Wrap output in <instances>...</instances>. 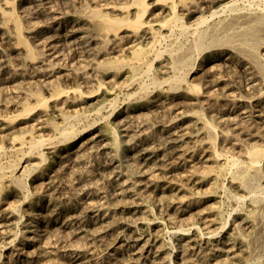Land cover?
<instances>
[{
	"label": "rangeland",
	"instance_id": "1",
	"mask_svg": "<svg viewBox=\"0 0 264 264\" xmlns=\"http://www.w3.org/2000/svg\"><path fill=\"white\" fill-rule=\"evenodd\" d=\"M124 1L126 0H0V7L5 10L4 12H8L10 6H15V13L25 29H23L24 38L28 39V46L30 45L29 47L36 53V57L31 58L24 46L25 49L18 46L13 25L6 23V15L0 11V156L2 157H0V166L16 161L20 165L14 178L19 180L23 178V171L32 170L28 176L24 177L25 186L23 187V184L17 181H10L8 178L0 179V264H152L150 261L154 260L153 257L168 259L159 260L160 263L155 260L153 264H181L180 244L185 238L191 237L193 232L196 233L198 227L201 226L202 229L207 227L205 223L213 219L215 214H220V217L215 216L218 223L222 222V217L227 218L229 223L218 236L206 235L197 240V251L206 249L209 239L215 241L226 237L234 227V221L245 213L254 198L260 199L262 201L260 204L264 207V188L260 193H248L239 188L238 183H232L231 176L218 175L215 166L221 167L224 160H220L217 164L209 162L206 165H212L213 168L208 173H202L205 167L202 165V160L212 158L207 142L203 145L207 148L204 149L205 152L198 154L193 161L191 157L202 149L193 143L188 153L176 155L175 160L172 158L171 167H169L172 169L169 172L173 174H168V180L157 168L154 167V170L144 168L155 174L153 179L151 177L153 181L147 173L145 176L142 173V176L139 175L136 178L143 181L140 188H144L142 190L144 192L141 194H147L149 197L143 202L132 194L130 189L134 187L133 180L125 174L126 158L132 155H129L125 149L116 153L108 146L113 135L117 136L121 142V140L129 141L132 134L133 136L138 134L143 137L141 139H144L147 135L159 132L157 136L159 139L165 136L170 128L183 123L185 118L198 122L200 119L198 114H203L205 119L215 122L214 120L220 117L222 119L220 121H223L219 126L222 129L218 127L220 134L223 129H231L230 131H236L241 139L242 134L244 135L240 129L241 126L245 124L243 128L248 129L256 127L252 129L248 140L243 137L244 140L241 141L243 149L236 146L233 148L235 150L238 148L237 152L230 148L228 153L236 156L240 161L247 162L245 149L252 148L256 143L264 146V81L256 76L255 67L248 58H239L234 55L233 61L235 60L234 62L238 64L236 68L228 62L222 63L225 53L233 50L225 47L221 50L219 57L215 60H207L189 79L193 81L195 78L193 82L197 84L202 81L198 79L201 71L209 70L206 80H203L198 91L192 96L187 95L186 90L168 92L167 85L164 84L165 86L152 88L144 94L145 99L136 101L140 96L137 94L139 81L131 80L132 77L128 75V66L123 64L122 67L113 68L108 63L111 60H113L111 62L120 63L124 61L123 58L129 59L130 48L142 41L140 38L142 31L137 34L124 27L118 34L113 33L108 39L101 41L100 38L101 40L97 42L96 39L99 36L94 25L97 19L92 18L97 12L113 18H122L123 14L120 13L119 8ZM253 4L255 6L260 3L255 0ZM85 15L91 17L87 20L83 17ZM5 24H8L7 32L1 29ZM46 40L49 41L46 42ZM261 46L260 53L264 59V32ZM15 48L17 50H14ZM57 51L61 54L58 55ZM162 63H165L164 58L154 63L156 69L161 70ZM158 74L159 79L160 76L166 77L164 71ZM149 77L143 80L146 79L145 82L149 83ZM164 79L166 78H162V81ZM185 86L188 87V85ZM38 95H42L46 106L40 107V103L36 100ZM191 101L193 105H187ZM176 105L183 106L184 109L176 111L172 107ZM29 108L36 109L30 112L31 114H26L25 111ZM197 111L199 113L195 114ZM183 112L186 114L182 115ZM77 115L83 117L79 123L81 127L78 125L79 134L64 142L60 132L57 131L62 125V118ZM199 121L203 123L202 120ZM249 122L252 123L251 127ZM255 132L258 135H255ZM31 139L44 140V147L41 148V152L45 155L43 160L36 152L28 153ZM221 141L217 143L218 148H221L224 140L221 139ZM21 142H25V146L19 151H14L13 149L20 148ZM152 142L153 140H150L149 145L152 146ZM143 147L144 145L141 144L136 148L133 147L132 154L134 155L136 151L139 153ZM162 149L164 150L165 147L162 146ZM162 152L157 151L158 154ZM184 157L186 161L182 159ZM262 161L260 166L263 170L261 172L264 187V158ZM199 170L201 177H207L204 185L202 179L194 175V172ZM7 175L10 174L7 173ZM177 176L183 177V186L187 190H184L185 192L175 200L170 186H175L173 181ZM178 184L181 185L180 182ZM157 186L160 187L157 188ZM212 186L216 192L213 193V197L208 195L209 202H205L204 198L201 200L199 197L204 196L203 193L208 192ZM222 186L228 193L220 189ZM165 187L170 190L165 192L163 190ZM163 192L167 193L166 199L169 200L165 201L167 206L160 202ZM230 193L237 195L239 200L228 197ZM182 195L186 196L182 198ZM208 196L205 197L208 198ZM193 199L196 200L189 205ZM169 202L172 204L170 205ZM174 204L179 209V214L173 212L176 211L172 209ZM111 214L117 218L113 226L110 222ZM155 218L160 220L155 221ZM258 218L257 215L252 217L249 220L250 226H245V237L237 242L233 250L227 249L222 254L224 258L225 253L231 256L229 264H242L243 262L240 261H244L245 258L251 262L252 257L256 258L258 255L260 260L262 259L259 264L264 263V226L259 233L263 234L262 236L252 234V222L256 223ZM106 225L108 227H105ZM217 227L218 224L208 226L206 231L211 232ZM132 232H135L138 241L135 242V238L130 237ZM257 239L261 240L257 241ZM159 241L164 246L160 252L157 251ZM140 244L145 249H141ZM257 244H260L259 249L254 251L253 256H247L246 253L240 254L242 250L255 249ZM151 249L153 254L149 255ZM251 264H254V261Z\"/></svg>",
	"mask_w": 264,
	"mask_h": 264
},
{
	"label": "bare ground",
	"instance_id": "2",
	"mask_svg": "<svg viewBox=\"0 0 264 264\" xmlns=\"http://www.w3.org/2000/svg\"><path fill=\"white\" fill-rule=\"evenodd\" d=\"M254 1L255 0H126V1H124V4L119 8L120 9V13L123 14L122 18H113V17H111L109 15L103 14L102 12H100V13L97 12V13L93 14L92 18L97 19L95 21V23L94 22L93 23L95 25L96 31L98 32L97 36H99L96 39V41L98 42L101 39H102L101 41H103V39H108L111 34L116 33V32L118 34V32L121 31L124 27H127V28L131 29L134 33H137V34L140 31H142L141 32V37H140L142 39V41L138 42L137 44H135L133 47L130 48L129 59L123 58L124 61H122L120 63L111 62V61H113V60H111L108 63V65L112 66L113 68L114 67H116V68L122 67L121 65H123V64L128 66V69H129L128 75L132 77L131 80L132 81L133 80L134 81L135 80L139 81V87H138V91L139 92L137 94H139L140 96H138L136 101L138 99H141V100L145 99L144 98L145 97L144 94L148 93L152 88L153 89L154 88H159V87L163 86L164 84L167 85L166 88H167L168 92L169 91L177 92V91H181V90H186L187 95L192 96L196 91H198L199 85L201 86V83L204 82L203 80H206L205 78L207 77L206 75H208L209 70H203V71H201L199 76L197 75L199 81L202 80L201 82H198L197 84L196 83L194 84V82H193L195 80L194 77H193L194 78L193 81H189V79L192 78V76L194 75V72L196 70L200 69L202 67L201 65H203V63H205L207 60H209V61L211 59L215 60L217 57H219L221 55V50L223 48H225V47H228L230 50H232V49L233 50L229 51V52L227 51L225 53L226 57L224 56V58L221 60L222 63L228 62L231 65H233L234 68H236L235 66H237L238 64L236 62H234L235 60L233 61V56L234 55H236L239 58L240 57L248 58L250 60V62L253 63V65L255 67V70L257 72L256 76L260 77L259 80L264 81V59L261 57V53H260V48L262 47L261 45L263 44V32H264V0H258V2L260 4H255V6L253 4ZM6 3L10 4V3H8V1H6ZM37 3H38V1H37ZM31 5H33V4H31ZM51 5H52V3H51ZM85 7H83V8H85ZM34 8H36V7H34ZM0 11L3 12L6 15V18H5L6 19V23H11L13 25L14 34H15V37H16V39L18 41V46L19 45L22 46V47L24 46L28 50V55L31 58H35L36 57V53H34L35 51H33L32 48L29 47L30 45L28 46V44H27V40L28 39L25 40V38H24V35H23L24 27H23V24H22L21 20L17 17V15L15 13V6L14 5L10 6L8 12H4L5 10L0 7ZM27 13H26V15H27ZM83 17L87 18V20H88V18L91 17V16L85 15ZM2 18H4V17H2ZM7 25L8 24H5L4 26L1 27L3 32H7L6 31L7 30ZM92 34H93V31H92ZM88 35H90V34H88ZM125 35H127V34H125ZM49 39L51 40L52 38H49ZM110 40H112V38ZM47 41H49V40H46V42ZM11 43H13V42H11ZM49 43H48V45H49ZM107 45H108V43H107ZM45 46H47V45L45 44ZM16 47H17V45H16ZM51 49L52 48H50V50ZM74 49H76V48H74ZM14 50H17V49L15 48ZM53 50L54 49H52V51ZM59 52H58V55L61 54ZM53 54H54V52H53ZM55 55H57V54H55ZM162 58L165 59V63H162L160 65V69L161 70H158L159 68L156 69L154 63H156L157 61H160V59H162ZM162 71H164L166 73V75H164L166 77H162V78H166V79H164V81H162L161 76H160V79L158 77V75H159L158 72H162ZM146 77L150 78L149 83L147 81L145 82L146 79L143 80ZM184 84L188 85V87H186ZM202 85H204V84H202ZM183 86H185V87L183 88ZM247 87H249V86H247ZM126 89H127V87H126ZM152 93L153 92L151 91V94ZM133 94H131V95H133ZM42 95L36 96V100L40 103V107L46 106V101L43 99ZM134 97H136V96H134ZM185 97H186V95H185ZM45 98H46V96H45ZM129 98L130 97H128V99ZM155 98H157V97H155ZM196 100H197V98H196ZM115 102H116V100L114 101V104H115ZM187 105H189V106L193 105L192 101L189 102ZM115 107H117V106H115ZM172 107L176 111L177 110H181L182 111L184 109L183 106H178V105L172 106ZM164 108H165V106H164ZM170 108H171V105H170ZM35 109L36 108H31V109L29 108L28 110L25 111V113L29 114L30 112H32ZM111 113H113V112H111ZM198 113L199 112L197 111V113H195V114H198ZM185 114H186V112L182 113V115H185ZM198 115H199L198 117H200V119H198V122H195L196 120L193 121V119H191V118L190 119L188 118V120H186V118H185L183 123H179L176 126H174L173 128H170V130H168L166 132V135L162 136L159 139L157 137L159 132L157 134H150L149 133L150 135H147L146 138L144 137V139H141L143 137L139 136L138 134H137L138 137L137 136H133V134H132V135H130L132 138L130 136H128V137L131 138L129 141H126V140L122 141L121 140V142L119 141L117 136L113 135V137H112V139L110 141V144L108 146H110L113 149L114 152L116 151V153H119L123 149H125L127 152H129V155H132V157H127L128 159L126 158V162H125V172L126 173L125 174H127L128 177L133 180L134 187H133L132 190L130 188L129 189H130L131 192H133L132 194H134V196L139 198V201H143L144 202L145 200L148 199L149 196H147V194H145L146 196L141 194L142 190L144 189V188L142 189V187L140 188V186L142 184L141 182H143V181L140 180V179L138 180L136 178H138L139 175L142 176L143 174L145 176V174L147 173V174H150V176H149L150 179H151V177L153 179V176H155V174H154V172H150V170L151 169L154 170V167H155V169L157 168V170L162 171V173L165 175L164 178L167 179L168 174H170V175L173 174V173L169 172L172 169V168L171 169L169 168V167H171V165H170L171 164V162H170L171 159L174 158L176 155L179 156V154L180 155H184V154L188 153L192 143L202 147L200 152L197 151L196 154L191 157L192 161L196 159L195 157L198 154H201V153L205 152L204 149L206 147H204L203 145L206 142H207V144H209L210 154H211L212 158L210 157L211 158L210 160L207 159V158H206V160H202V165H205L204 170L202 171L203 174L210 172L211 169L213 168L212 165H206V164H209V162L210 163L212 162V164H214V163L217 164L218 162H220V160H224V164L221 167H217V165L215 166V170L217 168L218 175L220 177L221 176H228V175L231 176L232 183H234V182L238 183L239 188L244 189L248 193H254V192H259L260 193V192L263 191V188H264L263 185H262V177H263V175H262V172H261L262 168H261L260 165L263 162L262 160L264 158V146L263 147L259 146V144L256 143V145H254L252 148L245 149V154L247 156V162L240 161V160H238L236 158V156L228 154L230 148L233 150L234 148H236V146H238V148L240 147V149H243V146L241 144L242 139L244 140L243 137H245V139L247 138V140H248V137L250 138V136H251L252 129L254 130V128H256V127L253 126L251 129H248L247 127L243 128V126L245 124L243 125V123H242L243 126H241L242 128H240V129L243 131L244 135L241 133L243 137H241V139H240L239 138L240 135L238 133H236V131H230L231 129L230 130L223 129L221 134L218 132V127L220 126V123L223 122V121L222 122L220 121V120H222L220 117L218 119L214 120L215 122H211V121H208L207 119H205L203 114H198ZM137 116H139V114ZM261 116H263V115H261ZM189 117H192V116H189ZM222 118H224V117H222ZM82 120H83V117L82 116H78V115L77 116H64L62 118V125H61V127H59L60 129H58L57 131L60 132V136H61L62 139H64L63 140L64 142L66 140L68 141L69 139L76 137L79 134L78 125H79V123ZM199 120H202L203 123H201ZM218 120H219V122H217ZM38 121H39V119H38ZM11 122H13V120ZM93 124H94V122H93ZM251 124L252 123L249 124V127H251L250 126ZM87 125H89V124H87ZM253 125H254V123H253ZM220 128L221 127H219V129ZM235 128H237V127H235ZM235 128H233V129H235ZM87 129H88V127H87ZM32 131H33V129H32ZM84 131H85V129H84ZM59 132H57V133H59ZM39 134H40V132H39ZM255 135H258V134L255 132ZM221 139H223L224 141H223V144L221 145V148L220 147L218 148L217 143H218V141L220 142ZM251 139H253V138H251ZM150 140H153V142H152L153 145L152 146H151V144L149 145V141ZM247 140H245V141H247ZM44 143H45L44 140L31 139L30 144H29L30 147H29V152L28 153H30V151L32 153L36 152L37 154H39L40 158H42V160H43L45 155L41 152V148L44 147L43 146ZM47 143L49 144V142H47ZM60 143H62V142H60ZM258 143H260V142H258ZM140 144L144 145L145 148L143 147L142 150H140L139 153L136 151V153L133 155L132 153H134V152H131L132 148L133 147L136 148V146L138 147V145H140ZM23 146H25V142H21L19 149H13V150L14 151L15 150L19 151V150L22 149ZM162 146L165 147L164 150L162 149ZM166 146H167V149H166ZM157 151H163V152L161 154H158ZM236 152H235V154H236ZM28 153H27V155H28ZM242 153H243V151H242ZM1 154H2V152H1ZM110 158H111V155H110ZM113 158H112V160H113ZM182 159L184 161L187 160L186 157H184ZM174 160H175V158H174ZM40 161H41V159H40ZM197 164L198 163H196V165ZM19 165L15 161V162L9 163L7 165L0 166V179H7L8 178L10 181H17L21 185L23 184L22 187L25 186L24 185V177L28 176L29 173H31L32 170L31 171H28V170L23 171L22 172V175H23L22 177L23 178H21L20 180L16 179V178H14L15 177L14 175H15V172L17 171ZM202 165H201V167H202ZM146 167H147V169H150V170L144 169ZM193 168H194V166H193ZM28 169H30V168H28ZM31 169H33V168H31ZM144 170H146V171H144ZM113 171H114V168H113ZM171 172H173V171H171ZM7 173H9L10 175H7ZM194 175L196 177H199V179H202V184L206 182V178L207 177L206 176H202L201 177L200 170H199V172L198 171L194 172ZM178 176H179V173H178ZM178 176L173 181V184L175 186L174 187L170 186V189L173 192L172 193V197H175V200H176L177 197H179L182 193H184L187 190V189L185 190L184 186H183V177H181V176L178 177ZM66 177H68V176H66ZM162 177H163V175H162ZM172 178H173V176H172ZM179 182L181 183V185L178 184ZM197 182H198V180H197ZM147 184L149 185L150 183H147ZM176 186H177V188H175ZM202 186H199V187H202ZM159 187L157 186V188H159ZM213 187L214 186H212L210 189L208 188L209 191L203 193V195L204 194L205 195L204 196H200L199 198L201 200H203L202 198H204L205 202H209V196L208 195H212L210 197H213V195H214L213 193L215 192L213 190L214 189ZM152 188H154V187H152ZM163 188H164V186H163ZM170 189L165 187V189H163V190L166 192V190H170ZM220 189L224 190L225 193L227 192V190H226V188L224 186L220 187ZM195 190H194V192H195ZM206 191H207V189H206ZM235 191H236V189H235ZM165 192H163L161 197H160L161 198L160 202H163L164 204H165V201H169L168 198L166 199V194L167 193H165ZM147 193H149V192H147ZM184 196H186V195H182L181 197L183 198ZM205 196H208V198L205 197ZM167 197H169V195ZM228 197H230V198H232L233 200H236V201L239 200L238 196L235 195L234 193L233 194L230 193L228 195ZM170 199L173 200L172 198H170ZM195 200L196 199L191 200L189 202V205L193 204ZM247 200H248V198H247ZM180 201H182V200H180ZM236 201H234V202H236ZM172 202H174V201H172ZM172 202H169V204L171 205ZM261 202L262 201H260V199H257V198L256 199L254 198L253 200H251L250 205L246 209L245 213L242 214L239 218H237L234 221L235 222L234 227L232 228V230L230 232L227 233L226 237L224 236L221 239H218V240H215V241H210V239H209L208 244H207V248L203 249L202 251H199V250L197 251V249H196L197 240L203 238L206 235H209V237L218 236L221 233L220 231H223L227 227V225L229 223V220L227 218H223V217H222V220H221L222 222L218 223V220L216 219L215 216L220 217L219 216L220 214H215L213 219H210V221H207V223H205L207 225V227L208 226L212 227V226H215V224H218V227L215 230L213 229V231H211V232L208 231V233H207L206 230L208 228L205 227L204 229H202V228H200L201 227L200 226V227H198L196 229L197 230L196 233L193 232V235L191 237L185 238L183 240V242L180 244L181 245V249H182V251H181L182 252V255H181L182 258H181L180 263L181 264H229L231 256L228 255L227 253H225L226 255H225V258H224V256L222 257V254H224L225 250H227V249H228V251H230L229 249L233 250L235 248V246H237V242H239V240H242L245 237V233H244L245 230L244 229H245V226H250L249 225V220L252 217H254L255 215H257L259 217L258 220L256 221V223L252 222L253 223L252 224V231H253L252 234L253 235L256 236L257 234H259L260 230L263 228V226H264V207H263V205L260 204ZM23 203H25V202H23ZM168 209H170V208H168ZM172 209L176 210V211H173V212H175V214L178 213V211H179V209L177 207H175V204H174V206L172 205ZM108 215H110V214H108ZM229 216L231 217V214ZM110 218H111L110 222H111V224L113 226L114 224H116L115 223V219H117V218L113 214H111ZM154 220L156 221L157 219L155 218ZM158 220H160V218H158ZM172 221H173V218H172ZM110 222L108 221V223H110ZM105 227H108V225H106ZM96 228H97V226H96ZM188 229H190V228H188ZM191 229H192V227H191ZM97 230H98V228L96 229V231ZM188 231L190 232L191 230H188ZM94 232H95V229H94ZM155 232H157V230ZM113 233H115V232H113ZM252 234L250 232V235H252ZM262 235L259 234V236H262ZM130 237L135 238V240H134L135 242L138 241L135 232H132ZM156 237L158 238V236H156ZM20 239H21V237H20ZM117 239H119V238H117ZM253 239H255V238H253ZM258 240L259 239H257V241ZM115 241H116V239H115ZM119 241H120V239H119ZM145 241H147V240H145ZM257 241L255 243H257ZM41 244H44V243H41ZM73 244H74V242H73ZM259 245L260 244H257L255 249H253L251 251H249L248 249L247 250H242V252H240V254L246 253L247 256H253L252 254L254 253V251H257L256 249H259ZM140 246H142V244H140ZM143 248L145 249L144 246H142L141 249H143ZM163 248H164L163 244L159 241L158 242V248H157L158 250L157 249L156 250L158 252H160V251L163 250ZM260 248H261V246H260ZM34 249L36 250V248H34ZM145 251H147V250H145ZM152 254H153V250L150 251L149 255H152ZM13 257H14V255H13ZM157 258L155 259L153 257L154 260L151 259L153 261H150V262L152 264L155 263L156 261H158L160 263L161 261H159V260H163L165 257L163 259L162 258H158L157 259ZM252 258H253L252 261H254V264H259L260 261L262 260V259L260 260V256L259 255L256 256V258L255 257H252ZM138 259L136 261H138ZM166 260H168V259H166ZM122 261H124V260H122ZM99 262H100V260H99ZM102 262H103V260H102ZM113 262H115V261H113ZM240 262H243L242 264H251V262L246 260V258L244 259V261L242 260ZM62 263H63V261H62ZM168 263H169V261H168ZM234 264H236V263H234Z\"/></svg>",
	"mask_w": 264,
	"mask_h": 264
}]
</instances>
